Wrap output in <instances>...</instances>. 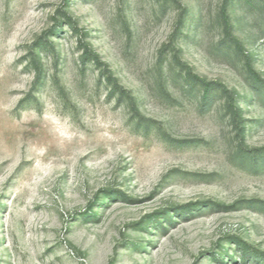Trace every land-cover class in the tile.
Masks as SVG:
<instances>
[{
    "label": "rangeland",
    "instance_id": "1",
    "mask_svg": "<svg viewBox=\"0 0 264 264\" xmlns=\"http://www.w3.org/2000/svg\"><path fill=\"white\" fill-rule=\"evenodd\" d=\"M263 87L264 0H0V264H264Z\"/></svg>",
    "mask_w": 264,
    "mask_h": 264
},
{
    "label": "trees",
    "instance_id": "2",
    "mask_svg": "<svg viewBox=\"0 0 264 264\" xmlns=\"http://www.w3.org/2000/svg\"><path fill=\"white\" fill-rule=\"evenodd\" d=\"M224 24H225V29H226V33L228 35V39L234 44V49L238 52V53H242L245 54V48L242 45L241 41L236 38L234 35H232L231 32V22L229 19L228 14L226 15V18L224 20ZM85 57H89V56H93V52H90L89 48L86 47V51H85ZM95 58H97V56L95 55ZM248 65H249V60H248ZM249 71L250 73L253 75L254 79L256 81L260 80V77L258 75V72H256L252 67L249 66ZM188 78L190 79V81L194 84V82H201L203 89H204V98L208 99L210 97H212L213 95V91L216 89L217 83L215 82H209L206 81L202 78H200L198 75L194 74L191 70L187 73ZM220 86V85H219ZM222 89L224 92H227L228 89L224 86H222ZM264 87L261 89V92L259 94V96L263 93ZM233 99V98H232ZM231 106L235 107V105L233 104V102L231 101Z\"/></svg>",
    "mask_w": 264,
    "mask_h": 264
}]
</instances>
